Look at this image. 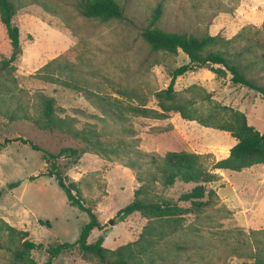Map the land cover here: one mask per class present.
Wrapping results in <instances>:
<instances>
[{"label":"rangeland","instance_id":"1","mask_svg":"<svg viewBox=\"0 0 264 264\" xmlns=\"http://www.w3.org/2000/svg\"><path fill=\"white\" fill-rule=\"evenodd\" d=\"M13 1L22 53L2 68L12 46L0 25V140L23 137L54 153L67 146L85 148L79 158L64 155L57 163L78 182L103 224V229L92 231L89 242L103 234L104 246L115 250L137 240L156 220L136 211L120 221L117 212L146 181L149 155L186 150L211 165L228 157L237 142L231 132L178 111L165 116L154 112L162 111L156 92L168 87L173 71L189 57L182 50H152L143 28L161 3L157 26L166 31L220 34L226 39L239 35L235 45L253 50L246 59L255 57L252 74L264 84V0H118L125 7V19L108 21L84 16L81 0ZM175 88L191 101L192 111L207 115L215 103L230 105L244 111L249 123L264 133V98L232 83L229 74L197 66L179 76ZM45 97L54 98L56 115L67 117L81 138L39 126ZM217 172L220 178L211 186L219 200L199 210L178 201L192 184L148 186L141 195L144 200H166L181 210H166L175 211V220L165 222L167 233L141 255L143 263L165 258L178 264H256L254 252L264 246V164ZM51 173V161L29 144L16 140L0 146V264H22L16 252L25 239L44 244L31 251L35 263L44 264L49 246L74 242L89 220L86 212L69 203ZM17 180L19 186L8 187ZM40 218L49 219L51 227L41 225ZM183 243L188 249L178 251L176 245ZM53 264L103 262L75 247Z\"/></svg>","mask_w":264,"mask_h":264},{"label":"trees","instance_id":"2","mask_svg":"<svg viewBox=\"0 0 264 264\" xmlns=\"http://www.w3.org/2000/svg\"><path fill=\"white\" fill-rule=\"evenodd\" d=\"M80 9L82 14L88 18H97L102 21L125 19V7L118 0H81ZM15 14L16 5L13 0H0V25L12 46L9 57L2 60V68L11 66L22 53L21 32L19 26L14 23ZM161 15L162 4L160 3L153 13L150 24L142 30L144 40L149 43L154 51L177 53L182 50L189 57V61L173 71L167 88L156 92L162 111L154 110V112L160 116H165L168 114L167 112L178 111L183 117L195 119L205 126L231 132L237 142L230 148L228 157L211 165L206 163L202 155L186 150L169 151L164 155H149L148 176L146 179L143 176L138 177L140 181L143 182L144 179L146 181L135 191L134 199L118 210L117 217L120 221H124L132 213L141 211L156 221L146 227L137 240L115 250H109L104 246L105 236L103 234L95 241L89 242L92 231L103 229V224L100 222L95 209L86 203L78 182L71 180L67 174H64L57 163L58 158L64 155L79 158L82 152H86V149L67 146L54 153L23 137L0 140V146L21 140L33 149L42 151L43 158L51 161L52 173L59 187L65 192L69 203L88 214L89 220L81 227L78 238L74 242L66 241L49 246L47 248L49 258L44 264H53L54 259L60 254L72 251L75 247H78L82 252L96 255L103 264H178L177 261H165V258L151 259L147 263L141 261V255H147L151 250L150 248L167 233L165 222L175 220L173 217L176 214L175 211L169 213L166 210L171 211L173 208V210H181L177 204H171L166 200H144L141 195L148 192V186L154 183L163 187L173 186L177 182L192 184V188L184 191L179 196L178 201L190 202L194 208L199 210L214 205L219 200L217 190L211 186L220 178V174L217 172L219 169L241 171L256 164H264V133L249 123L244 111L219 103L211 105L209 107L210 113L207 115L199 112L196 108L192 111L191 101L181 98L175 88L179 76L197 66L210 65L216 74L220 76L229 74L232 83L253 89L264 98V84L252 74L257 60L254 59L255 57L246 59V54L253 53V50L247 46L239 49L235 45L239 35L232 39H226L220 34L208 33L197 36L186 32L166 31L157 26ZM51 80L54 81L55 79L52 78ZM42 103L44 118L43 121H38L41 128L52 131L60 130L75 138H81L80 131L72 127L67 117L56 115L54 98L45 97ZM142 111L149 112V109L144 108ZM83 138L91 144L94 143L87 135H83ZM37 176L32 177V179L37 178ZM20 184L21 180H17L9 183L8 187L15 188ZM2 195L3 191L0 190V199ZM38 222L43 226L51 227L52 225L49 219L40 218ZM8 227L15 230L10 225ZM26 233L28 234V231ZM43 247L42 242L25 239L17 249L16 257L22 264H36L31 251ZM176 249L185 251L188 247L186 243H183L177 244ZM254 254L255 263L264 264V246H258Z\"/></svg>","mask_w":264,"mask_h":264},{"label":"water","instance_id":"3","mask_svg":"<svg viewBox=\"0 0 264 264\" xmlns=\"http://www.w3.org/2000/svg\"><path fill=\"white\" fill-rule=\"evenodd\" d=\"M51 174H53V173H51ZM112 222V221H111Z\"/></svg>","mask_w":264,"mask_h":264}]
</instances>
